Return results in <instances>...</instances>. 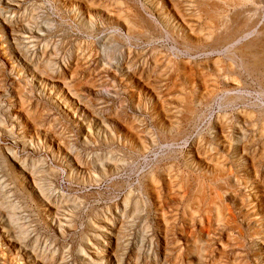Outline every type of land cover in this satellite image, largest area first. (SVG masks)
Instances as JSON below:
<instances>
[{
  "label": "rangeland",
  "instance_id": "374dc122",
  "mask_svg": "<svg viewBox=\"0 0 264 264\" xmlns=\"http://www.w3.org/2000/svg\"><path fill=\"white\" fill-rule=\"evenodd\" d=\"M66 1L68 2V0H0V9L3 8L2 10H0V112L2 114L1 119L3 118L2 120H4L10 126L12 125L11 128H13V135L4 133L0 134L2 135L0 136V149H10V151L14 155L17 154L16 156L18 161H25L27 163V166L24 168V172H26L25 175H32V173L33 175L38 174V176H34L40 178L41 180L36 183L33 182V184H37L34 186H32V183H30V186L35 189V194L37 195L39 193L40 185H42V191H44V193H42L41 195L40 193L37 195L39 200L28 199L24 192H22L23 197L20 193L17 194L16 189L19 188V190H21V188L18 187V184L16 182L14 183V180L11 182V178H13L12 171H9V168H6L7 163H5L4 160H1L0 169L2 168L3 170H0V182L5 184L6 186V195L8 194L10 197L12 196V203H19V206L22 207L21 211L19 212V216L20 218H22L21 223H25L24 225L31 230H29V239L26 242V246L29 248L27 251L33 253V247L38 245V255L40 256L41 254L40 257L43 256L42 258H46V254H48V257L50 259L53 256L55 257V261L52 262V264H89L90 258L95 257L96 250L94 249L99 243L98 239L95 238V236H98L97 228L101 226V224L107 219V217H110L112 221L115 222L116 227L122 226L125 231V240L127 242L126 244L128 252L124 264H187L189 262L187 261V259H190V257L188 258L189 249L187 250V248H189L193 243V241L188 240V237L191 236L192 232L194 231L195 232L193 236L196 235L197 237L198 235H200L202 229H193L192 226L189 225L190 223H186V219L189 218L190 221V217L186 214L183 205H179L178 208L174 205L175 208H173V210L169 209V211H173H171L170 214L171 218H173L171 222L173 223L175 221L172 226L173 228L174 226L176 227V231L174 230L173 234L170 231H166L165 229H163V227L158 226V222L155 215L156 213L153 205V196L148 192V187L145 183V180H147L146 177L153 175L154 173L153 178H155L156 180V186L158 188V191H160L162 198L166 197L167 195L168 190L166 189V185H168V183L170 186L173 185V188L175 190H178L179 183L181 186L183 182L179 180L180 177L186 179V177L189 176L190 180H194L195 175L193 174V176L191 171L187 169L185 170V167L183 166L184 154H186L190 143L193 141H197L198 137L202 135L204 137L209 136V130L212 125L211 122L215 121V118L217 119V117L222 115V109H220L221 106L219 105L221 96H225L228 92L231 94H243L247 97L246 100H248L247 102L249 104L259 102L258 88H260V86L257 81L254 80L256 77H251L249 74L241 70V74L243 72L245 75L243 74L242 76L240 75V73H237V67H235V65L228 61L225 56L226 48H228L227 46L220 51L214 52V54L213 52H211V45H209L210 47L206 46L201 48L202 51L200 50L196 53H189L184 50L181 41L175 42L174 39L169 36L166 31H164L165 29L162 26H160V28L157 27V29H155L153 32L151 31V33L150 30H148V34L152 36V40L144 42L143 40L135 36L136 29L128 30L125 26L122 25L121 22L118 23L117 18L120 17L121 14H124L125 9H127L129 6L132 10H134L135 8H139L143 13H148L149 11V13L146 15L150 18L156 19L155 16H157V14H155V10L150 9L148 7V4L152 2L153 4H155V1L157 0H107L108 6H105L107 8L109 7L108 11H110L113 16L115 15L112 19H108L106 15H103L101 13L94 14L93 17H90L89 14L86 13V11H79L77 8L76 10L75 8L70 7L69 3H67ZM228 1L232 4V7L229 6L228 8L229 14L234 15V12L236 11V14H242V16L246 14L244 17L249 16L248 14H250L249 21L251 19L250 24L253 23L252 25L254 26V29H263L264 0H257L254 3L250 4L249 2L246 3L247 1L245 0H227V2ZM118 2H120L119 5ZM235 2H240V4L241 2H243L244 5L242 4L241 8L239 9V5H237L238 3ZM99 3L103 4L102 2L95 1L94 5L98 6L100 5ZM246 6L248 9H246ZM194 7L196 8V6L194 5L190 10V13L193 12V15H195L194 25H196V29L194 30V35L196 38H199V36H201L205 39H208L210 31L207 26H204L206 25V21L202 18H199L200 16L197 11V8L195 9ZM250 9H253L252 11L255 14H253ZM230 10H232L233 12ZM248 10H250L251 12H248ZM246 11L248 14L246 13ZM6 13L9 14L6 15ZM22 16L25 18H23ZM30 17H32V20L30 19ZM22 18L23 20L25 19L27 21H22ZM88 18L91 19L92 22L90 27L86 23L89 20ZM1 22H3V24ZM116 22L119 26L116 24ZM4 23L11 26L16 24L18 26L26 25V29H18L19 31L17 30L15 35L17 37L20 35V37H14V39H10L8 37L10 33L8 32V35L6 34V28L8 27ZM171 24L172 27L175 26L173 22ZM178 31L180 30H177V32ZM204 31L206 32L204 33ZM181 36L183 35L180 31V38ZM132 37L135 38L133 39ZM54 49L56 51H54ZM11 52L12 54H17V57H15V55L13 56ZM25 52H27L28 55ZM73 52V59L77 60L76 56H78V64L80 63V65H82L81 67L83 68L82 70H80V74L74 71V68H70L69 70L68 68H66L67 62L71 61ZM46 54L48 57L46 56ZM50 55H54L55 57L53 56V58H55V60L50 59V57H52ZM57 56L58 58H56ZM20 57L22 58L20 59ZM64 58L66 59V62H63L65 60ZM128 58L132 59V62L136 64V67L134 66V69H130L129 74H131V76L135 74L137 79L143 82L139 86L136 84V82L129 81L125 77V69H123L125 67L121 66V64L125 61H129ZM208 58H211V60L214 59V61L217 60V66L220 69V74H225L220 75L217 73H213V69L211 67L212 63L210 62V60H208ZM44 59H49L53 62L52 70L46 72L47 74L44 73L45 66L42 63ZM19 60L21 61L19 62ZM206 61L207 64H204L206 63ZM158 62L160 66L159 64H157ZM156 64L158 66L157 68H155ZM188 64L189 67H191L195 72V80L187 82V84H185L181 81V76L184 73L182 72L184 71L183 67H188ZM229 65H231L232 67ZM118 66L121 67L117 68ZM35 69L39 70L35 71ZM200 69L201 71H199ZM39 71L43 72L41 76H43V78L46 80L45 83L48 85L49 82V85L46 86V88L44 85H42V83L33 78V75L35 73H40ZM161 71H163L164 73ZM160 72L163 74L158 75L157 73ZM74 74L76 77L74 76ZM196 74H199L200 76H197ZM160 75L163 77L161 78V82H153ZM46 76H53L55 77V79L50 77L46 78ZM74 77L76 78V80L73 79ZM217 78H219V80ZM50 79L54 83L58 82V79H60V83H63L61 89L66 92V95L75 98L82 97L81 101H85V103L89 105L91 104L92 106L90 105V108L92 109L91 112L93 116H89L88 118L80 117L79 115L75 114V110L69 109L65 105L63 108V106L60 104H63L62 100L64 94L61 93L60 90L53 87L54 83H52ZM61 79L63 81H61ZM149 79L152 80L150 81ZM201 79H204V81H202ZM11 80L13 81L11 82ZM232 80L234 81L232 82ZM5 82H7V84ZM201 82H203V85L201 84ZM167 84L169 86H167ZM146 85L151 87L156 86L157 90L160 92L163 91V93L168 89H171L170 87L173 88L174 85H177L178 88L181 89L180 91L182 92L174 88V92L172 93V97L174 98H197V96H200L199 93L203 94L206 97L205 100L210 98L212 99L214 98L213 96H215V98L213 99V101L210 102V105L208 104L209 106L200 105L201 108L207 109H205V112H207V114L205 115V118L199 121L196 125L188 126L185 133V135L188 133L187 137L184 135L181 138H176V141H174L170 137H167L165 135V127H167V125L166 123L164 124L162 120L163 117L160 116V114L158 113L159 109L163 107V104L165 105V108H168V104H171V102L166 98L164 99L166 101L162 100L160 106H158V104L156 105L154 101L151 100L150 97H148L146 92H143L146 89ZM157 85H159V87ZM199 86H202L201 89L199 88ZM53 88H55L54 91ZM230 88L234 89L230 91ZM187 89H189V91ZM23 90L26 91V101H24V106H27L25 107L29 112L31 111V116H34V119L38 121L37 129L32 130L35 133L32 143H28L26 139H24V134L26 130L30 129L31 126L29 125V128L28 125H20L21 119L15 118L13 115L10 114V110L12 109V107L16 106V104L10 103L16 99L15 92H20ZM194 93L197 96H195ZM213 93H216V95L218 94V97L216 95H213ZM96 94H98V96ZM60 98L61 100H59ZM211 103H213V105ZM246 107V104H243L239 106H233L227 109L228 118H230L228 122H231L232 120V122L229 124H233V127L241 126V123L245 124L247 122L246 117L244 115L245 111L247 110ZM233 110L236 114H232ZM71 111H73L74 113ZM237 113L240 114L239 118L237 116ZM76 115L79 117L77 118ZM176 115L177 117H179L178 114ZM241 115L243 117H241ZM7 116L9 117V119ZM241 118H243L244 120ZM112 119L115 121H113ZM96 120H100L98 122V125L96 124ZM229 124H227V126H230ZM51 125L53 127H51ZM132 128H134L137 133ZM161 128L164 130H162ZM238 128L239 127H237V129ZM124 129L132 130L135 136L141 139L142 143L145 141L144 144L147 145V149L144 153L138 151L137 149L135 150V148L126 141L125 135L127 133L125 134V132L123 131ZM148 131L149 133H147ZM138 133L141 135L140 137ZM46 134L49 136H47ZM99 134H102L100 138L98 136ZM255 134L258 135L259 131H257ZM142 135L144 136V139ZM149 136L150 138H148ZM234 137L236 138V135H234ZM230 142L232 144V140H229V142L226 143L227 145L225 144L226 148L223 150L224 153H222L223 156H229L228 158H230L232 154H234V152L232 151L233 147L232 149L230 148ZM261 144H259V148L263 146L264 141H262ZM200 153L203 154L204 152L200 150ZM174 154L177 155L174 156ZM40 161H42V165ZM43 163L46 164L44 165ZM100 163L108 164L106 165V172L104 174H97V178H99V181L96 183L92 176L95 171H98L97 167L101 166L99 165ZM119 165L122 166L118 167ZM160 170L164 172V177H161L162 174ZM48 172H50V175H48ZM165 172H168V174ZM42 179L44 183L42 182ZM166 179L168 181H166ZM165 181L167 183H165ZM7 187L8 190H6ZM128 193H131L133 199H140L142 204L145 205L144 208L141 207V212L137 215L134 214L132 209L133 207L127 209V213L125 215L124 212H121V202ZM41 196H45V198ZM24 202L27 206L24 204ZM42 204H44L46 210L48 208L47 215H51L50 218H47V220L54 219V221H57L56 224L53 223L54 221H52L53 224L45 222L47 215L39 209V207L43 206ZM59 212H61V215L59 214ZM130 218L132 219V221ZM182 218L185 220H182ZM184 224L187 226H185ZM197 224L198 223H196V226H200V224ZM182 225V230H184V232L182 230H179ZM59 227L62 228L61 231L59 230ZM33 229L35 231H33ZM165 231L168 232V235L166 234L167 236L165 235ZM217 237L218 239H214L215 243L212 241V243L210 242L211 244H209V246L207 247V249H209V252L212 249L213 252L210 253H214V257L218 256V252L220 249L219 243H223V241H218L220 240V238L219 236ZM87 241L92 243V249H87ZM165 243L168 244L166 245ZM171 244H173L174 247H176L177 245V249L174 252H169L168 247ZM236 245L238 244H236L235 242L233 244V248H235L236 250L232 251L233 254L232 252H228V255L226 254L225 256H223V259L225 257L224 261L218 260V262H220L219 264H241L238 262H242L244 264L245 261H247L248 264H254L250 254L251 252L246 248L240 250L238 246L236 247ZM81 249L85 252L83 253V255L80 253ZM166 249L168 252H165ZM213 255H211V257ZM193 256L194 255H192L191 257ZM226 256H229V261H227L228 259L226 260ZM243 258H245L246 260H243ZM234 259L235 261H233ZM238 259H242V261H239ZM245 264L247 263L245 262Z\"/></svg>",
  "mask_w": 264,
  "mask_h": 264
},
{
  "label": "bare ground",
  "instance_id": "6f19581e",
  "mask_svg": "<svg viewBox=\"0 0 264 264\" xmlns=\"http://www.w3.org/2000/svg\"><path fill=\"white\" fill-rule=\"evenodd\" d=\"M95 1L96 2H102L103 4H100L99 3L100 5L95 6L94 5V2ZM239 1H242V0H239ZM245 1H247L246 3L249 2V4H250V3H254L257 0H245ZM243 2H241V4H240V2L239 3L238 2H235V3H238L237 5H239V9H240L241 8V5L243 4ZM67 3H69L70 7L75 8V9L77 8L79 11H82V10L83 11H86V13H88L90 17L91 16L93 17L94 14H97V13L98 14L101 13L103 15H106V17L108 19H112L115 16V15L113 16V14L110 11H108L109 10V7L107 8L105 6V5H107V0H99V1H97V0H68ZM119 3L120 2H118V5H119ZM190 4H192L193 6L194 5L196 6L197 11H198L199 16H200L199 18H202V19H204L206 21V23H205L206 25H204V26H207V28L210 31V34H209L208 39H205V38H203L201 36H199V38H196L195 37V35H194V32H195L194 30L196 29L195 28L196 25H194V16L195 15H193V12L190 13V10L193 7ZM148 5H149L148 7L150 9L155 10V14H157V16H155L156 19L150 18L149 16L146 15V14L149 13V11H148V13L147 12L146 13H143L139 8L138 9L135 8L134 10H132L130 8V6H129L127 9H125L126 12L124 11V14H121L120 17L117 18L118 23L121 22L122 25L125 26L128 30L136 29L135 36L137 38L143 40L144 42H148V41H151L152 40V38H151L152 36H150V34H148V32H149L148 30H150V33H151V31L153 32L155 29H157V27L160 28V26H162L165 29L164 31H166V33L169 34V36H171L174 39L175 42H178V41L180 42L181 41L184 50L187 51V52H189V53H194V52L196 53V52H198L200 50L202 51L201 48L211 45V52H213V54H214V52L220 51L224 47L227 46L228 48H226L225 56H226V58H227L228 61H230L233 65H235V67H237V69H236L237 70V73H240V75L243 76L244 73L242 72V74H241V72H240V70H241V71H244L247 74H249L251 77H253V76L256 77L254 80L257 81V83L260 86V88H258L259 89L258 90V95H259V100L258 101L259 102H255V103H252V104H249L247 102L248 101V100H246L247 97L244 96L243 94H231V93L228 92L225 96H223V97L221 96V100L219 99L220 100L219 101L220 102L219 105L221 106L220 109H222V112H221L222 115H220L219 117H217V119L215 118V121H212L211 122L212 125H211L210 130H209V132H210L209 136L208 137H204L202 135V136L198 137L197 141L191 142L190 143V146H189V148H188V150L186 152V154H184V161H183L184 165L183 166L185 167V170L186 169L187 170H190L191 173H192V175L193 174L195 175V177H194L195 179L194 180L193 179L190 180V177L189 176H187L186 179H183L182 177H180L179 180L180 181H183V182H182V185L181 186H180V183H179V187H178L179 189L178 190L177 189L175 190L173 188V185L172 184H171L172 186H170L169 183H168V185L165 184L166 185V189L168 190L169 193L167 192L166 197L162 198V195L160 194V191H158V188L156 186V180H155V178H153L154 173H153V175H150L151 174L150 173L149 174L150 176L146 177L147 180H145L146 181L145 183L147 184L148 192L150 194H152V196H153V205H154V209H155V213H156L155 215H156V219H157V222H158V226L163 227V229H165L166 231H170L173 234L176 227L174 226V228H173V226H172L173 223H175V221L173 223L171 222L172 219H173L170 216L171 211L173 210V208H175V207L178 208L179 205H183L186 214L190 217V221H189V218H187L186 219V223H188V224L190 223L189 225H191L193 229H197V230L199 228L202 229L200 235L197 236L198 239H197L196 235L193 236V234H194L195 231L192 232V235L188 237V240L189 241H193V243L191 244V246L189 248H187V245H186L187 250L189 249V256L188 255H185V256H188V258L190 257V259H187V261H189L187 264H219L220 262H218V260L219 261H221V260L224 261L225 257L223 259V256H225L228 252L230 253L233 250L234 251L236 250L235 248H233L234 247L233 244L235 242H236V244H238V245H236V247L238 246V248L240 250L246 248V249H248L251 252V253L250 252L249 253L251 254V257L253 259V263L254 264H264V144H263V146L261 148H259V144H261V142L264 141V27H263L262 30H259L257 28H256L257 30L254 29V26L252 25L253 23L250 24V21H251V19L249 21L250 14H248L247 11H246V13L249 16H246V17H244L246 14L244 16H242V14L241 15L240 14H236L237 11L234 12V15L233 14H229V9L228 8H229V6L232 7V4L229 1L227 2V0H224V1L223 0H157V1H155V4H153V2H152V3L148 4ZM110 8H112V7H110ZM244 8H245V6H244ZM2 9L3 8H1L0 10H2ZM146 9H148V8H146ZM246 9H248L247 6H246ZM250 10L252 11L253 9H250ZM250 10H248V12ZM73 11H75V10H73ZM230 11H232V10H230ZM241 13H243V12H241ZM252 13H253V11H252ZM8 14L6 13V15H8ZM253 14H255V13H253ZM4 17H6V16H4ZM243 17H244V19H243ZM23 18H25V17H23ZM23 18H22V21L25 20V19L23 20ZM31 18L32 17H30V19ZM25 21H27V20H25ZM172 22L175 24V26H173V27H172V24H171ZM1 23L3 24V22H1ZM86 23L90 27V25L92 24L91 19H89ZM118 23L116 22L117 25H118ZM28 24H29V20H28ZM5 25H7V24H5ZM16 25H13V26L7 25L8 28H6L7 29L6 34L8 35V32L10 33V35H8V37L10 39H14V37H16V38H19L20 37V35L18 37L15 35V33H16V31L18 29L19 30H20V28L26 29L25 28L26 25H19V26L18 25L16 26ZM6 29H3V30H6ZM33 30H34V28H33ZM177 30H180L181 31V33L183 35V36H181V38H180V31L177 32ZM205 32L206 31H204V33ZM118 41H120V40H118ZM75 47H76V45H75ZM20 48H21V45H20ZM55 49H54V51H56ZM4 50H7V49H4ZM25 53L27 54V52H25ZM41 53H40V55H41ZM11 54H12V52H11ZM12 55L14 56L15 54H12ZM16 55H15V57H17ZM5 56H6V54H5ZM46 56H47V54H46ZM50 56H52V55H50ZM53 56L50 57V59H54L55 60V58H53ZM213 56H215V55H213ZM22 57H20V59ZM73 57H74V52L72 54L71 61L70 62H67L66 68H68V70L70 68H74V71H76L78 74H80L79 73L80 70L83 69L81 67L82 65H80V63L78 64V56H76V59L77 60H74ZM56 58H58V56ZM128 60L129 61H125V62H123L121 64V66L125 67V68H123V69H125V73H124V71H123V73L125 74V77L129 81H134L139 86L143 82L141 80L137 79V77H136L135 74H134L135 76L134 75L131 76V74H129L130 69H132V68L134 69V66L136 64H134L132 62V59H129L128 58ZM135 60H136V58H135ZM195 60H196V58H195ZM208 60H210V62L212 63V66H211L212 69H213L212 72L215 73V74L216 73L217 74H220V69L217 66L218 65L217 64L218 63L217 60L214 61V59L211 60V58L210 59L208 58ZM20 61L21 60H19V62ZM63 62H66V59ZM42 63L45 66L44 73L52 70V65H53V62L52 61H50L49 59H44L42 61ZM196 63H198V62H196ZM157 64H159V62ZM157 64L155 65V68L158 67ZM204 64H207V61ZM121 66H118L117 68H119ZM159 66H160V64H159ZM192 66H193V64H192ZM229 66H231V65H229ZM114 67H116V66H114ZM166 67H167V65H166ZM183 68H184V71H182V72H184V73L181 76V81L184 82L185 84H187V82H190V81L195 80L194 79L195 78V72L193 71V69L191 67H189V64H188V67L185 66ZM233 68H234V66H233ZM75 69H77V70H75ZM37 70H39V69H37ZM37 70L35 69V71H37ZM199 71H201V69ZM39 72L40 73H38V72L35 73L33 75V78L36 79L37 81H39L40 83H42V85H44L45 88H46V86L49 85V82H48V85H47L45 83L46 80L43 78V76H41V74H43V72L42 71H39ZM161 72H163V71H161ZM161 72L160 73H157V74L159 75V74H163L164 73V72L163 73H161ZM233 72H234V69H233ZM223 74H225V73H223ZM223 74H220V75H223ZM74 76H75V74H74ZM48 77L55 79V77H53V76H46V78H48ZM75 77L73 79L76 80ZM161 78H163V77L160 75L153 82H161ZM210 79H211V77H210ZM217 79L219 80V78H217ZM59 80L60 79H58V82H55L54 83L50 79V81L52 83H54L53 87H55L56 89L60 90V92L64 94L63 95V100H62L63 101V104H60V105H62L63 108H64V105H65L69 109L75 110L74 111V112H76L75 114L79 115L80 117H86V118H88L89 116H93V114L91 112L92 109L90 108V105L91 104L89 105V104L85 103V101H81L82 100L81 99L82 97H77L76 96L77 98H75V97H72V96L70 97V96L66 95L65 94L66 92L61 89L63 83L61 84ZM234 80H232V82ZM12 81L13 80H11V82ZM61 81H63V80L61 79ZM202 81H204V79ZM5 83L7 84V82H5ZM3 84H2V86H3ZM15 84H16V82H15ZM150 84H151V82H150ZM173 84H175V83H173ZM201 84L203 85V82H201ZM0 85H1V83H0ZM157 86L159 87V85H157ZM167 86H169V85L167 84ZM207 86H208V84H207ZM207 86H206V88H207ZM145 87H146V89L143 92H146V94L148 95V97H150L151 100H153L156 105L158 104V106H160L162 100H164L166 98L171 102V104H168V108H165L164 107L165 105L163 104L162 105L163 107H161L159 109L158 113L160 114V116L163 117L162 120H163L164 124L166 123V125H167V127H165L166 133L164 132L165 135L167 137H170L174 141H176V138L178 139V138H181V137H183L185 135L188 126H191V125L194 126L199 121H201L203 118H205V115L207 114V112H205V109L206 108L203 109V108H201L200 105H208V104L210 105V102L213 101V99L215 98V96H213L214 98H212V99L210 98V99L205 100L206 97L203 94H201V93H199V95H200L199 97L194 93L195 96H197V98H192V97L189 98V99H187L185 97H183V98L182 97L174 98V97H172V93L174 92V88L178 89L179 91L181 90V89L178 88L177 85H174L173 88L170 87L171 89H168L164 93H163V91L162 92L158 91L156 86L151 87V86L146 85ZM201 87L202 86H199L200 89H201ZM55 88H53V91L55 90ZM77 89H79V88H77ZM232 89H234V88H230V91ZM252 89H253V87H252ZM187 90L189 91V89H187ZM223 90H224V88H223ZM15 91H17V90H15ZM138 91H139V89H138ZM138 91H135V92H138ZM169 91H171V92H169ZM204 91H205V89H204ZM25 92L26 91H24V90L23 91H20V92L19 91L18 92H15V98L16 99L13 102H10V103H14V104H16V106L12 107V109L10 110V112H11L10 114L13 115L15 118L21 119V124L20 125L25 124V125H28V126L30 125L31 126V128L29 126L30 129H27L26 130V132L24 134V137H25L24 139H26V141L28 143H32V141L34 139V134H35L32 130H36L37 129L38 121L34 119V116H31L32 115V114H30L31 111L29 112L27 110V108H26L27 106L26 105H25L26 107L24 106V101H26L25 100L26 99ZM106 92H108V91H106ZM180 92H182V91H180ZM211 92H212V90H211ZM237 92H239V91H237ZM13 93H14V90H13ZM50 93H51V91H50ZM169 93H170V95H169ZM96 95L98 96V94H96ZM131 95H134V94H131ZM213 95H216V93L215 94L213 93ZM61 98L59 100H61ZM6 101H7V99H6ZM164 101H166V100H164ZM211 104L213 105V103H211ZM243 104H246V106H247L246 109L248 110V111L246 110L245 111V114H244L245 117H246V121L247 122L245 124L241 123L242 125L241 126H237V127H239L237 129V127H233L234 126L233 124H229V123L232 122V120H231V122H228L230 120V118H228V113H227L228 111H227V109H229V108H231L233 106H239V105H243ZM0 111H1V109H0ZM71 112H73V111H71ZM175 112H178V113H175ZM237 112H239V111H237ZM233 113L236 114L234 112V110L232 111V114ZM242 113H243V111H242ZM176 114H178L179 117H177ZM1 115L2 114L0 112V134L1 133H4V134L13 135V128H11L12 125L10 126L8 123H6L4 120H2L3 118L1 119V117H2ZM79 116H77V118ZM237 116L239 118L240 117V114L237 113ZM241 117H243V116L241 115ZM39 118H40V116H39ZM8 119H9V117H8ZM241 119H243V118H241ZM16 120H18V119H16ZM99 121L96 120V124L97 125H98V122ZM113 121H115V120H113ZM108 122H110V121H108ZM227 124H229L230 126H227ZM54 125H55V123H54ZM51 127H53V126L51 125ZM89 128H91V127H89ZM132 129H134V128H132ZM162 130H164V129H162ZM123 131L125 132V134L127 133L125 135L126 141L131 146H133L135 148V150L137 149L138 151L143 152V153L146 151V149H147L146 146L147 145L144 144L145 141L142 143L141 139L138 138V137H136L132 130L124 129ZM257 131H259V134L258 135L255 134ZM135 132H136V130H135ZM147 133H149V131ZM121 134H123V133H121ZM187 134L185 135L186 137H187ZM89 135H91V134H89ZM106 135H108V134H106ZM234 135H236V138L234 137ZM0 136H2V135H0ZM47 136H49V135H47ZM98 136L100 138V136H102V134L101 135L99 134ZM140 136L141 135L139 134V137ZM63 138H65V137H63ZM148 138H150V136ZM46 139H48V138H46ZM106 139H107V137H106ZM143 139H144V136H143ZM229 140L230 141L232 140V144L230 142V144H231V147L230 148L232 149V147H233V150L232 151L234 152V154H232V156L230 158H228L229 156L226 157L227 155L226 156H223L222 155V153H224L223 150L226 148V145H227L226 143L229 142ZM186 141H188V140H186ZM39 142H40V140H39ZM62 147H64V146H62ZM59 150H60V148H59ZM200 150H202L204 153L201 154L200 153ZM252 150H254V151H252ZM60 152H62V151H60ZM60 154H59V156H60ZM16 155H14L10 151V149H7V150L0 149V162H1V160H4L5 163H7V166L5 165L6 168L8 167L9 168V171H12V177L13 178H11L12 179L11 182L14 180V183L16 182L18 184V187L21 188V190H19V188L16 189L17 190V194L20 193L21 196H22V194H23L22 192H24L26 194V197L28 199H30V200H39V198L37 197V195L39 193H40V195L42 193H44V191H42V188H43L42 185H40V186L38 185L41 192L40 191H39V193L37 192L38 193L37 195L35 194L36 193L35 192V189H33L30 186V183H32V186L37 185V184H33V182L36 183V182H38L40 180V178L34 176V175H37L38 176V174H34L33 175V173H32V175L30 174V175L26 176L25 175L26 172H24V168L27 166L26 165L27 163L25 161H23V160L22 161L21 160L18 161ZM176 155L174 154V156H176ZM74 157H75V155H74ZM172 157H173V154H172ZM72 159H73V157H72ZM110 159H111V157H110ZM41 162L42 161H40V163ZM101 163L99 164L101 166L100 167H97L98 168V171H95L94 174L91 173V174H93L92 177H93V179L95 180L96 183L99 181L98 180L99 178H97V174L98 173L104 174L106 172V165L109 162L107 164H101ZM41 165H42V163H41ZM121 166L119 165L118 167H121ZM184 167H183V169H184ZM97 168H95V169H97ZM153 170H155V169H153ZM34 171H35V169H34ZM158 171H159V169H158ZM160 172L162 174L161 177H164V175H165L164 172L161 171V170H160ZM168 172H169V170H168ZM168 172H165V173L168 174ZM48 173H49L48 175H50V172H48ZM191 173H190V175H191ZM43 177H44V175H43ZM45 178H46V175H45ZM173 179H175V178H173ZM91 181H92V179H91ZM166 181H168V180L166 179ZM166 181H165V183H167ZM42 182H43V179H42ZM172 182H173V180H172ZM38 186H37V188H38ZM163 186H164V184H163ZM5 188H6L5 184H3V183L0 182V264H52V262L55 261V257L53 256L50 259L48 257V254H46L47 255L46 258H42L43 256L40 257L41 254H40V256L38 255V250H39V246L38 245H36L35 247H33V250H32L33 253L30 252V251H27L29 248L26 246V242L29 239L28 237H29V230L30 229H28L24 225L25 223L24 224L21 223V219L22 218H20L19 212L21 211L22 207L19 206V203H14V202L12 203V199H11L12 196L10 197L8 194L6 195ZM6 190H8V187H7ZM40 195H39V197H40ZM41 197H43V196H41ZM43 198H45V196ZM41 200H43V199H41ZM16 202H18V201H16ZM25 202H24V204H25ZM42 205L43 206L42 207H39V209H40V211H42L44 214L47 215L48 208L46 210V208L44 207V204H42ZM174 205H175V207H174ZM121 206H122L121 212H124V215L127 213L126 211L130 207H133L132 208L133 209V212L136 215L139 214L141 212V209L145 207V205L142 204V202H141L140 199L139 200H137V199L135 200V198L133 199V197L131 196V193H128L123 198V200L121 202ZM69 208H71V207H69ZM169 209H172V210L169 211ZM60 213L61 212H59V214ZM30 216H32V215H30ZM50 216L49 215L46 216L45 222L51 224L52 221H54V219L53 220L52 219L51 220L50 219L47 220V218H50ZM53 217H51V218H53ZM182 220H185V219L182 218ZM131 221H132V219H131ZM56 222L57 221H54L53 223L56 224ZM196 223L200 224V226H196ZM185 226H187V225H185ZM59 228L58 229L61 231L62 228L61 227H59ZM182 228H183V225H182V227L179 230H182ZM97 230H98V236L97 237L95 236V238L98 239V242L99 243H98L97 247L94 249V250H96L95 251L96 254L94 253L95 254V257H91L90 258L89 264H124L125 258H126V255H127V252L128 251H127V244H126L127 242L125 240V231H124L123 227L122 226L116 227L115 222L112 221V219L110 217H107V219L101 224V226H99L97 228ZM158 230H160V229H158ZM33 231H35V230L33 229ZM182 231L184 232V230H182ZM182 233H180V234H182ZM188 233H189V231H188ZM166 234L168 235V232H166L165 235ZM176 236H177V234H176ZM217 236H219V238H220V240H218V241H223V243H219V245H220L219 248L220 249H219V252H218V256H215L214 257V255H213L214 253L213 254L210 253V252H213L212 249L209 252V249H207V247L209 246V244L212 243V241L213 242L215 241L214 239H218ZM215 237H217V238H215ZM126 239H127V237H126ZM224 242H225V244H224ZM186 244H187V242H186ZM188 244H189V242H188ZM129 246H130V244H129ZM86 247H87V249L88 248L92 249L93 248V245H92V243H90L89 241H87ZM176 247H177V245H176ZM176 247H174L173 244H171L168 247L169 248V252L170 251H173L174 252L177 249ZM213 248H215V247H213ZM42 249H43V247H42ZM48 251H49V249H48ZM165 252H168L167 249L165 250ZM80 253L83 255V253H85V252L81 249V252ZM182 253H183V251H182ZM232 254H233V252H232ZM192 255H194V256L191 257ZM211 255H213V256L211 257ZM216 255H217V253H216ZM176 256H178V255H176ZM228 257L226 258V260L228 259L227 261L230 260ZM234 257H236V256H234ZM138 258H141V257H138ZM246 258H248V257H246ZM244 259L245 258H243V260ZM236 260H237V258H236ZM238 260L239 261H242V259L241 260L238 259ZM187 261H185V262H187ZM233 261H235V259ZM245 262L248 264L247 261H245ZM245 262H244V264H245ZM183 263H184V261H183ZM238 263L243 264L242 262H238ZM224 264H227V263H224ZM231 264H233V263H231Z\"/></svg>",
  "mask_w": 264,
  "mask_h": 264
}]
</instances>
